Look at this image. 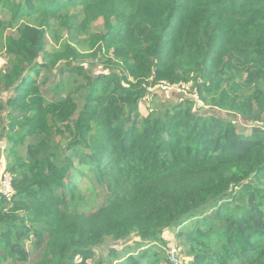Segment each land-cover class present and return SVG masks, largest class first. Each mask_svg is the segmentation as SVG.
<instances>
[{
  "label": "trees",
  "instance_id": "obj_1",
  "mask_svg": "<svg viewBox=\"0 0 264 264\" xmlns=\"http://www.w3.org/2000/svg\"><path fill=\"white\" fill-rule=\"evenodd\" d=\"M0 55V264H264V0H0Z\"/></svg>",
  "mask_w": 264,
  "mask_h": 264
},
{
  "label": "rangeland",
  "instance_id": "obj_2",
  "mask_svg": "<svg viewBox=\"0 0 264 264\" xmlns=\"http://www.w3.org/2000/svg\"><path fill=\"white\" fill-rule=\"evenodd\" d=\"M4 17L8 19L7 14H5ZM57 27H58V25L56 23H52L51 30L47 33L46 38H45L46 44H47V49L50 51L59 49L60 46L67 41V36H66L64 31L58 33L59 42L56 43L54 41L53 32L55 30H57ZM102 28H103V21H102V19H99L98 21H96L92 24L91 32L100 31V30H102ZM81 50L82 51H88V49L86 47L81 49ZM83 63L85 64L86 69H88L92 73L99 71L101 69V66H102L101 63L98 61V57L95 58V57H92L91 55H88L84 59ZM5 67H6V58L3 55H0V69H5ZM48 86L49 85L42 87V91H43V93L47 99H51V98H53V94H52L51 90L48 88ZM185 89L186 88L183 86H177L176 89H174V90H177L178 92H182L180 90H185ZM174 90H163L162 88L157 87L154 90V94H151L150 96H148L149 100L140 101V103H139L140 112L143 115H145L147 113L148 108H151L153 106H161L164 103H165L164 105L171 103L172 99H175V97H178L177 93H175L177 91H174ZM199 106H202V105H199ZM1 125H3V123L1 124V121H0V134H1ZM5 146H6L5 141L0 136V176H1L2 172H5L4 168H5V163L7 160L6 152L4 150ZM171 235H172L171 232H167L165 234V237L167 239L171 240ZM123 243H125V245H127V244L132 245V239H129ZM117 246L121 248L122 244L117 245ZM27 248L28 249L30 248L28 244H27ZM176 250H177V248H176ZM33 259H34V257L31 258V260L28 264H32Z\"/></svg>",
  "mask_w": 264,
  "mask_h": 264
},
{
  "label": "built area",
  "instance_id": "obj_3",
  "mask_svg": "<svg viewBox=\"0 0 264 264\" xmlns=\"http://www.w3.org/2000/svg\"><path fill=\"white\" fill-rule=\"evenodd\" d=\"M178 85H168L164 82H161L159 84V87L162 88L163 90H174L176 89ZM184 87V86H183ZM187 88V87H185ZM152 91V88L150 89ZM182 91L181 93L186 94L187 90H180ZM145 100H149V97L146 96ZM0 193L6 198H10L12 194V186H11V178L8 173L2 172L0 176ZM177 250L175 247L171 248L169 251V259L173 264H178L177 262Z\"/></svg>",
  "mask_w": 264,
  "mask_h": 264
},
{
  "label": "water",
  "instance_id": "obj_4",
  "mask_svg": "<svg viewBox=\"0 0 264 264\" xmlns=\"http://www.w3.org/2000/svg\"><path fill=\"white\" fill-rule=\"evenodd\" d=\"M198 105H202V103L201 102H198Z\"/></svg>",
  "mask_w": 264,
  "mask_h": 264
}]
</instances>
